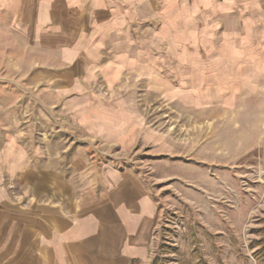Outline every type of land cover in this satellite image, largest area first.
Returning a JSON list of instances; mask_svg holds the SVG:
<instances>
[{
    "label": "rangeland",
    "instance_id": "374dc122",
    "mask_svg": "<svg viewBox=\"0 0 264 264\" xmlns=\"http://www.w3.org/2000/svg\"><path fill=\"white\" fill-rule=\"evenodd\" d=\"M9 57L0 54L1 150L39 157L91 143L97 160L137 169L157 200L153 264H264V0L144 8L95 53L88 101L65 104L85 107L78 115L46 108ZM115 118L137 129L130 145L99 137ZM157 158L192 169L157 178Z\"/></svg>",
    "mask_w": 264,
    "mask_h": 264
},
{
    "label": "crops",
    "instance_id": "0c3cea01",
    "mask_svg": "<svg viewBox=\"0 0 264 264\" xmlns=\"http://www.w3.org/2000/svg\"><path fill=\"white\" fill-rule=\"evenodd\" d=\"M158 1L0 0V40L10 39L0 54L25 65V85L46 108L82 114L85 107L65 104L88 101L95 53ZM121 121L108 120L111 131L99 132L106 146L132 143L138 131ZM92 146L65 141L39 157L11 144L0 149V264H153L151 183L132 166L97 160ZM166 161L152 160L157 178L192 169Z\"/></svg>",
    "mask_w": 264,
    "mask_h": 264
},
{
    "label": "built area",
    "instance_id": "2783aa9c",
    "mask_svg": "<svg viewBox=\"0 0 264 264\" xmlns=\"http://www.w3.org/2000/svg\"><path fill=\"white\" fill-rule=\"evenodd\" d=\"M98 151L100 152V150H98ZM145 171L147 172L146 175L150 173L149 170H147V169H145Z\"/></svg>",
    "mask_w": 264,
    "mask_h": 264
}]
</instances>
